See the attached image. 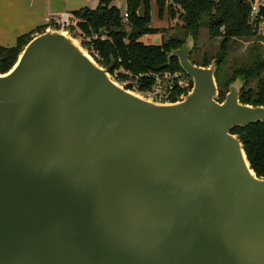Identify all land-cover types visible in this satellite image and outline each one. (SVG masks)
<instances>
[{"label": "water", "instance_id": "obj_1", "mask_svg": "<svg viewBox=\"0 0 264 264\" xmlns=\"http://www.w3.org/2000/svg\"><path fill=\"white\" fill-rule=\"evenodd\" d=\"M187 37L169 57L192 89L170 104L52 28L0 74V264H264V179L230 134L264 106L239 103L240 79L219 103Z\"/></svg>", "mask_w": 264, "mask_h": 264}, {"label": "trees", "instance_id": "obj_2", "mask_svg": "<svg viewBox=\"0 0 264 264\" xmlns=\"http://www.w3.org/2000/svg\"><path fill=\"white\" fill-rule=\"evenodd\" d=\"M115 1L98 0L96 9L86 7L71 12L79 33L70 29V37L78 40L80 47L94 58L100 68L105 69L112 65L108 73L113 77L116 72L113 80L130 91L134 90V86L138 92L150 90L153 78H141V74L184 72L177 57H169L172 50L181 47L184 40L175 36L157 42H151L150 39L147 42L141 40L144 36H155L162 30L150 27V0H125L128 31H125L121 22L122 13L112 5ZM155 5L158 19L166 12L169 19L177 16L179 23L182 21L179 27L176 24L174 26L184 31V37L190 35L196 41L200 26L205 24L207 36L220 41L213 54H205L199 62L190 59L199 67L208 66L212 60L215 61L219 103L223 101L228 85L240 79L242 87L239 103L253 107L264 106V53L261 46L255 44V48L248 51L250 55L243 63L227 66L233 43L238 39L264 38L257 34L256 27L249 22L248 0H155ZM51 25L54 26L52 23ZM46 29L47 27H37L34 31L18 37L15 46L0 47V74L5 75L11 70L23 48L34 36ZM101 32L105 35L101 36ZM94 54L98 58L94 57ZM252 82L253 85L250 86ZM181 92L175 89V94L179 95ZM174 99L175 95L172 102ZM230 134L239 138L249 167L256 177L264 179V124L257 122L247 127L234 128Z\"/></svg>", "mask_w": 264, "mask_h": 264}, {"label": "crops", "instance_id": "obj_3", "mask_svg": "<svg viewBox=\"0 0 264 264\" xmlns=\"http://www.w3.org/2000/svg\"><path fill=\"white\" fill-rule=\"evenodd\" d=\"M115 3L112 5L117 7ZM97 5L98 0H0V47L15 46L18 37L37 27L55 29L49 14L56 16L86 7L96 9Z\"/></svg>", "mask_w": 264, "mask_h": 264}, {"label": "rangeland", "instance_id": "obj_4", "mask_svg": "<svg viewBox=\"0 0 264 264\" xmlns=\"http://www.w3.org/2000/svg\"><path fill=\"white\" fill-rule=\"evenodd\" d=\"M86 3L89 4V1H86ZM115 5L120 9L121 13L126 11L125 0H116ZM150 5H151V11H150L151 24H150V27L153 29L159 28L162 30H161V33H159L155 36H144L141 38V40L144 42H147L150 39L151 42H154V39H156L157 41H161L162 39L167 40L169 37L175 36L179 39L184 40V42H185L188 37L183 36L184 31L182 29H178V28H176V26H174L176 24L175 21L177 22L179 20L178 17L176 16L174 19H172V18L169 19L168 15L165 12L164 15L162 16V18L158 19V15H157L158 10H157V5H155V0H150ZM181 22L179 23V21H178L177 27H179L181 25ZM162 31H164V32H162ZM68 35H69V33H68ZM83 38H85V37H83ZM85 39H87V38H85ZM75 41L78 42V40H75ZM219 42H220L219 40H216V39L213 40L207 36V27L205 24H202L198 30L197 40L194 41V44H193L191 50L189 51V59L196 61V62L201 61L202 58L205 56V54L211 55L217 50ZM255 44L260 45L261 51L264 53V38L260 39V38L255 37V39H250V40L238 39L235 43H233V48L230 52L231 54L228 57L229 63L227 66L229 67V66L239 65V63L240 64L243 63V61L245 59H247L248 56L250 55V54H248V51L251 48H255V46H254ZM78 45H80V44H78ZM84 52L87 54L86 51H84ZM87 55H89V54H87ZM227 66L224 67V70L227 69ZM108 76L112 80L111 75L108 74ZM185 77L188 78V85L189 84L191 85V83H192L191 78L188 77L186 74H185ZM215 83H216V81H215ZM252 85H253V82L250 84V86H252ZM187 90H184L182 93H180L179 94L180 96H178V97H184L186 94H188L189 92Z\"/></svg>", "mask_w": 264, "mask_h": 264}, {"label": "built area", "instance_id": "obj_5", "mask_svg": "<svg viewBox=\"0 0 264 264\" xmlns=\"http://www.w3.org/2000/svg\"><path fill=\"white\" fill-rule=\"evenodd\" d=\"M251 0H248L250 3V12H249V22L256 27L257 34L264 37V19L260 18L258 16V10L260 5L264 4V0H252L254 3L252 4L250 2ZM49 19L52 24H54V28L61 32L68 34L70 32V29H73L75 32H78L76 30V24H75V18L73 15L68 12L60 13L56 16H52L49 14ZM121 22L125 27V31L129 30V22H128V14L126 12L122 13L121 15ZM79 33V32H78ZM87 38L86 40H88ZM91 57V56H90ZM94 57L98 58L96 54H94ZM93 58V57H92ZM94 59V58H93ZM95 61V60H94ZM113 75L112 79L115 78L116 72ZM139 77H152L153 78V85L151 86L150 90H147L145 92H138L135 89L132 92L136 94H140L141 96L147 98L148 100H151L155 103H163V104H170L172 102V98L175 95V99L179 98L178 94H175V89H179L182 92L184 90L190 91V84L188 85V78L185 77L184 72H172V73H155V74H144L140 75ZM138 78H136L137 81ZM135 81V85L137 84ZM181 92V93H182ZM174 99V100H175Z\"/></svg>", "mask_w": 264, "mask_h": 264}, {"label": "bare ground", "instance_id": "obj_6", "mask_svg": "<svg viewBox=\"0 0 264 264\" xmlns=\"http://www.w3.org/2000/svg\"><path fill=\"white\" fill-rule=\"evenodd\" d=\"M72 41H73V46H75V47L78 48V43H77V41H74V40H72ZM81 52H82V54H83L84 57L89 58L90 61H92V58L89 57V56H87V54H86L84 51H81ZM113 82L115 83V81H113ZM115 85H117L118 87H120V85H118V84H116V83H115ZM120 88H121V87H120ZM132 94H134V93H132ZM134 95H136V94H134ZM136 96H138V95H136ZM138 97H139V96H138Z\"/></svg>", "mask_w": 264, "mask_h": 264}]
</instances>
